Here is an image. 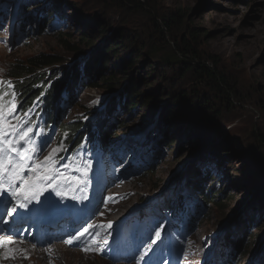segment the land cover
<instances>
[{"label": "rangeland", "instance_id": "obj_1", "mask_svg": "<svg viewBox=\"0 0 264 264\" xmlns=\"http://www.w3.org/2000/svg\"><path fill=\"white\" fill-rule=\"evenodd\" d=\"M152 1L157 10L156 19L178 14L185 18L178 35L166 33L164 38L146 40L150 47L169 52V46L175 49L186 37L203 62L218 60L216 69L231 82L236 93L227 101L193 71L183 73L179 67H174V71L165 69L147 57H143L126 78H134L135 84L144 79L140 88L145 92L141 103L157 92L159 99L148 106L131 110L121 105L111 115L107 113L110 104L124 100V88L128 86H120L128 79L118 85L119 92L81 90L77 99L63 106L59 122L65 127L74 117H80L81 122L86 123L92 117L83 116L80 106H85L94 116L100 115L101 120L112 125L111 141L116 144L108 158L107 178L95 211L98 213L106 202L111 208L122 193L125 195L122 199L129 200L124 204L137 206V212L132 213L137 216L129 220H137L152 207H156L153 211L160 217H170L167 201L179 191L177 195L186 196L183 201L187 207L196 208L200 224L192 238L179 237L177 240L179 247L185 244L186 255L188 248L195 252L185 264H264V0ZM153 15L119 10L110 0H0V86L13 83L7 78L11 64L26 62L39 54L61 57L62 64L46 70L50 74L47 82L51 83L63 73H76L80 63L90 62L91 54L76 59L73 49H98L117 37L125 38V42L135 37L145 44L144 38L152 35L156 28ZM159 24L162 28L161 22ZM185 28L197 33L198 38L193 39ZM66 38L69 50L61 43ZM87 41L92 47H87ZM125 42L122 46L127 45ZM117 64L112 66V71L105 72L101 67L92 69L90 75L110 76L111 72H118ZM178 96L183 101H179ZM207 100L211 105L202 108ZM172 109L175 111L170 118L166 111L170 114ZM46 139L48 147L35 163L44 162L54 149L57 151L53 159L65 152L64 145L58 142L62 140L58 125L51 128ZM195 181H202L198 187L206 191L204 196L195 189ZM92 182L89 178L70 188L63 197L49 202V206L53 210L62 209L65 206L62 204L68 200L92 204L95 200ZM48 190L40 196L43 198ZM109 196L116 198L107 201ZM214 196L223 200H217L218 207L205 201ZM41 206L43 203L37 202L32 208ZM89 207L91 210L92 205ZM90 214L86 211L79 217L62 218L55 229L42 227V234L37 233L34 224L28 226L26 223L18 228L21 235L9 232L6 238L25 239L34 243H29L30 247L76 249L81 254H75L74 264H116V260L128 264H154V257H140L137 253L135 256V252L112 255L108 252L107 241L67 243L70 237L83 232L89 225L95 226L96 221ZM48 217L50 214L46 211L37 220ZM11 219L13 217L9 216L6 224L9 230H12ZM107 223H104V232L111 233ZM116 235L121 234L116 232ZM57 243L64 247L54 246ZM86 247L91 250L86 251ZM182 254L183 250L181 256L175 255L168 264H181ZM63 262L61 264H65Z\"/></svg>", "mask_w": 264, "mask_h": 264}, {"label": "trees", "instance_id": "obj_2", "mask_svg": "<svg viewBox=\"0 0 264 264\" xmlns=\"http://www.w3.org/2000/svg\"><path fill=\"white\" fill-rule=\"evenodd\" d=\"M110 3L116 4L117 8L124 9V11H129L130 13L135 12H151L154 13L152 18H155L153 24L156 26L152 35L147 38H144L145 44L142 41L137 40L135 37H130L129 40L125 42V38L117 37L112 42H109L106 45L95 49L94 47L87 50H74L73 53H77L76 59L84 54H91L90 62L80 63L76 69V73L71 71L70 73H63L60 78L55 77L51 83L47 82L50 74L46 73L47 69H53L60 64H62L61 57L58 55H47L39 54L33 56L26 60V62H21L19 64H11L7 78L12 79L13 83L10 85H4L0 88V109L8 108L12 106L13 99L18 102L20 113L25 112L28 108L37 106V103L41 105L40 111H42L44 124L47 126L57 125L59 121L60 111H62L63 104H69L77 98V95L84 89H99L106 90L110 92H119L118 89L123 88L126 84L128 89H125L126 94L124 95V100L119 103L110 104L108 106L107 113L110 115L119 108L121 105H127L129 109L134 110L137 107L148 106L149 103L153 102L155 99H159L157 92L156 95L151 93V96H147V101L140 102L141 98L145 92H141L140 88L142 86L143 80H140L139 83L135 84L134 78H126V75L131 71L135 70L137 64L143 57H147L151 62H154L156 65H161L165 69L173 70L174 67H179L180 72L188 73L193 71L196 74L198 79H203L207 81L212 86L211 88L222 94L223 98L227 101L230 100L229 96L235 94V88L231 86V82L225 77V75L217 70L218 60L213 59L209 62H203L201 55L194 49L191 43L186 41V37L183 38L182 44L175 45V49L169 46V52H165L162 49L155 50L150 47L149 41L151 39L164 38L166 33L170 35L178 32L180 33L182 29L184 15H170L168 17L161 18L160 20L156 19L157 10L154 6L152 0H110ZM45 19V18H44ZM43 19V20H44ZM42 20V21H43ZM161 22L162 28L159 27ZM180 27V28H179ZM172 31V32H171ZM184 31H187V34L193 39H197V33H193L189 28H185ZM196 35V36H195ZM117 36V35H116ZM84 39L86 38L83 36ZM125 42L127 45L122 46V42ZM148 42V43H146ZM62 45L68 50L69 47L67 38L63 40ZM90 42L87 41V47H90ZM151 44V43H150ZM92 47V46H91ZM81 49V48H79ZM87 51V52H86ZM127 52L130 54H127ZM130 55V56H128ZM162 55V56H160ZM118 63L120 67L118 72H111L110 76L105 74L101 77H92L90 74L95 68H104V71H112V66ZM212 66V67H211ZM154 66H151L150 69H153ZM215 67V68H214ZM157 71V70H156ZM183 73L181 75H183ZM121 76V77H120ZM154 76V74L152 75ZM124 79H128L125 84L121 85V82H124ZM146 81V79H145ZM145 84H149L148 82ZM118 85H121L120 87ZM150 85V84H149ZM125 86V87H126ZM143 87V86H142ZM148 90H151L152 87L145 86ZM71 90L69 95H65L64 91ZM74 95L73 97L71 95ZM66 96V100H65ZM121 100V99H120ZM119 100V101H120ZM179 101H183L182 97L178 96ZM142 104V105H141ZM210 101H206L202 104V108L209 106ZM211 105V104H210ZM83 109V116L87 115V122H81L80 117H74L72 122L66 124L62 129V133L68 136L66 141H69V148L72 150V156L67 160V162H62L65 164V167L70 169V171L75 172L81 163L80 156L77 157L75 153L76 150L84 145L87 141L92 142L96 145L100 143L104 148L106 145H114L111 141V134L113 127L110 123L104 122L100 119V115L94 116L92 112L85 106H80ZM172 112L166 111L169 117L172 118L174 115ZM107 117V116H106ZM61 126V123H60ZM195 181L193 184H195ZM202 184V181L195 184V189L205 195V190L202 187H198ZM208 198V195L206 196ZM220 199H216V196L210 197L209 200L205 199L206 202L210 204L217 205ZM220 201H223L222 199ZM204 205L203 202H199ZM207 207L206 205H204ZM175 220H182L183 217L180 214L174 215ZM186 219L189 222H194L195 217L191 215V211L187 212ZM234 246V245H233Z\"/></svg>", "mask_w": 264, "mask_h": 264}, {"label": "snow or ice", "instance_id": "obj_3", "mask_svg": "<svg viewBox=\"0 0 264 264\" xmlns=\"http://www.w3.org/2000/svg\"><path fill=\"white\" fill-rule=\"evenodd\" d=\"M13 131H15V128H13ZM32 132V128H28L20 133L16 141L3 140L0 142V221L5 216L14 218L21 209L32 211L33 209L29 208V205L33 202L43 203L39 201V197L45 189H50L49 195L53 191L56 196L63 197L65 195V192L60 190L58 181V177H62V174L55 172L54 169L55 160L53 157L57 151L56 149L45 158L44 162L33 163L29 167L27 163L31 159L29 153H35L36 148L31 147L21 150L14 146L20 141L31 143L30 134ZM10 153H15V156L10 155ZM25 170H28L31 175L25 176ZM84 175H87V169L84 170ZM75 183L79 185L83 181L77 177ZM92 227V225H89L83 232L70 237L67 243L71 244L73 240L81 239ZM155 236L156 238L151 241L152 244H156L161 240V232L156 231ZM85 250L91 249L86 247Z\"/></svg>", "mask_w": 264, "mask_h": 264}, {"label": "bare ground", "instance_id": "obj_4", "mask_svg": "<svg viewBox=\"0 0 264 264\" xmlns=\"http://www.w3.org/2000/svg\"><path fill=\"white\" fill-rule=\"evenodd\" d=\"M70 93H71V90L70 91L67 90L66 92L64 91L65 95H69ZM71 96L73 97L74 95L72 94ZM25 173H30V172L28 170H25ZM88 179L89 178H87L85 180H88ZM117 187H119V186H117ZM126 194H130V192H126ZM124 196H125L124 194L120 193V197H119L120 199L114 205H112V207L108 210V212H109L108 216L107 215L105 216L108 219V217H113L115 215H118L120 213V211L118 212V210L125 207V212H123V214L119 217V219H114V217H113V220L110 223V225L116 226L118 224H123V222H125L128 218L137 216V215H132V213H134V211H135V207H137V206L131 207V206H128L129 203H127V205L124 204V202H126L128 200V199L123 200L122 198ZM81 205H83V204H81ZM91 205H92L91 211H93L94 205L93 204H91ZM125 205L128 207H126ZM84 208H86V207H84ZM89 209H90V207H87L86 211H88ZM68 211L69 212L70 211L82 212L83 206L81 207L80 205L70 204ZM23 212L25 214L27 213L26 211H23ZM129 213H130V215H128ZM52 214L53 213H51L50 215H52ZM63 217L64 216L61 215L60 218L57 220V222H59ZM15 222H17V221H15ZM15 229L18 230V226ZM2 236H3V234H2V232H0V242H2V243H0V245H1V248H0V264H61V262H63V261H64L63 263H65V264H74V262L76 260L75 254H77V255L81 254L76 249H73V248L68 249V248L64 247L62 245V243H57L54 246H56V247L63 246L64 249L63 248H57L56 249L54 247H47L48 249H46L44 247H40L39 245H34L33 247H30L29 243H32V242H30V241L28 242L25 239L23 240V239H20L16 236H11L14 239L6 238V236L2 237ZM86 236H89V235H86ZM32 244H34V243H32ZM151 245H152V243H151ZM182 250H183L182 256H184L185 255L184 246H183ZM188 251H190V248H188ZM118 256H119V254H118ZM135 256H138V255L135 253ZM24 257H26V260H23ZM109 259H112L113 262L117 261L118 263H116V264H128L129 263V262L125 263L126 261H118V260L115 261L113 258H109ZM191 259L192 258L190 256V257L182 260V262H184L182 264H185L186 261L190 262ZM119 262H122V263H119ZM152 262H153V260H152Z\"/></svg>", "mask_w": 264, "mask_h": 264}]
</instances>
